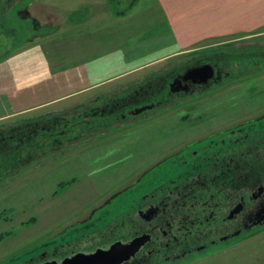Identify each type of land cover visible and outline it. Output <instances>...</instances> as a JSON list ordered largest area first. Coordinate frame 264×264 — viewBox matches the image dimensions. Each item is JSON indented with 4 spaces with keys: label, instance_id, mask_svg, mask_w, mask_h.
Instances as JSON below:
<instances>
[{
    "label": "rangeland",
    "instance_id": "obj_1",
    "mask_svg": "<svg viewBox=\"0 0 264 264\" xmlns=\"http://www.w3.org/2000/svg\"><path fill=\"white\" fill-rule=\"evenodd\" d=\"M132 1L0 0L1 137L23 125H37L41 132L43 125L61 128L60 121L69 122V130L76 131L71 137L67 129L58 130L65 136L57 143L54 138L46 145L39 138L41 142L19 147L22 161L18 163L0 154V264L51 261L65 241L95 231L108 233L110 220L120 226L130 215L137 188L167 155L177 154L181 145L202 140L205 134L215 136L229 125L264 113V26L212 38L130 75L59 96L79 87L68 84L71 79L82 72L90 74L96 64H106L112 47L130 46V30L136 44L146 32L155 33L153 27L159 22L151 14L157 10L155 0H136L133 13H116ZM226 55L251 57L259 63L249 67V75L237 76L227 85L168 101L160 99L161 93L148 101L157 104L153 108L129 113L143 105V100L137 105L136 97L158 94L165 79L168 92L173 77L187 66ZM89 58L91 64L80 65ZM44 96L56 97L40 104ZM247 104L251 110L263 107L246 116L235 113ZM112 114L117 116L110 121ZM74 117L84 122L77 124ZM28 148L33 153L25 152ZM105 212L106 222L86 226ZM119 229L115 232L129 230ZM208 252L180 264H264V228Z\"/></svg>",
    "mask_w": 264,
    "mask_h": 264
},
{
    "label": "flooded vegetation",
    "instance_id": "obj_2",
    "mask_svg": "<svg viewBox=\"0 0 264 264\" xmlns=\"http://www.w3.org/2000/svg\"><path fill=\"white\" fill-rule=\"evenodd\" d=\"M207 63L214 67L215 73L206 83L188 80L183 82L185 89L173 93L171 89L167 92L170 85L167 86L165 79L161 92L169 100L177 95L180 98L200 95L232 83L237 76L249 75L252 69L249 67L259 62H252L251 57L226 55L197 61L194 66ZM187 67L173 78H180ZM135 99L137 104L145 100ZM256 107L261 111L263 106ZM258 109L251 110L247 104L235 113L246 116ZM226 128L215 136L206 138L205 134L202 140L197 138L183 144L180 152L161 160V165L150 171L142 187L137 188L138 196L130 204V215L120 226L110 220L108 233L95 231L83 239L65 241L55 249L51 260L62 261L78 252L91 253L108 249L118 241L129 243L141 239L139 249L118 264H180L262 230L264 113ZM107 215L105 212L93 222L89 220L86 226L92 228L90 225L106 222ZM119 228H128V233H117Z\"/></svg>",
    "mask_w": 264,
    "mask_h": 264
},
{
    "label": "crops",
    "instance_id": "obj_3",
    "mask_svg": "<svg viewBox=\"0 0 264 264\" xmlns=\"http://www.w3.org/2000/svg\"><path fill=\"white\" fill-rule=\"evenodd\" d=\"M155 1L153 9L157 10L151 11L159 20L153 27L155 33L149 35L146 32L136 44L130 30V46L122 49L112 47L106 54V64H96L95 70L90 74L82 72L77 78L71 79L68 84H78L79 87L66 89L59 96L81 92L101 82L130 75L159 62L167 55L198 47L212 38L255 31L264 26V0ZM137 7L136 4L130 9V14ZM92 62L93 58H89L80 65H89ZM32 97L41 96L32 94ZM44 97L47 98L39 100L40 104L53 100L56 96Z\"/></svg>",
    "mask_w": 264,
    "mask_h": 264
},
{
    "label": "water",
    "instance_id": "obj_4",
    "mask_svg": "<svg viewBox=\"0 0 264 264\" xmlns=\"http://www.w3.org/2000/svg\"><path fill=\"white\" fill-rule=\"evenodd\" d=\"M215 70L211 64H203L189 67L181 77L175 79L171 84V91H180L184 86L183 82L192 80L193 82L206 83L214 76ZM185 89V87L183 88ZM188 89V88H187ZM156 103L147 104L141 107H136L130 111V114H140L146 110L153 108ZM141 239H135L129 243L121 241L115 242L108 249H97L94 252H78L72 256H68L62 261L51 260L42 264H118L134 254L141 246Z\"/></svg>",
    "mask_w": 264,
    "mask_h": 264
},
{
    "label": "trees",
    "instance_id": "obj_5",
    "mask_svg": "<svg viewBox=\"0 0 264 264\" xmlns=\"http://www.w3.org/2000/svg\"><path fill=\"white\" fill-rule=\"evenodd\" d=\"M136 3H137L136 0H133L131 3L129 2L127 4V6H126V8H124V10L117 9L116 13L118 15H125L130 9H132L135 6ZM115 4L117 6V3H115ZM118 4H120V3H118ZM120 5H122V3ZM146 91H148V90H146ZM144 93H146V92L144 91V92H141L139 94H144ZM161 93H162V97H160V99L163 100V101L164 100L168 101V96L165 97L164 96L165 93L162 91V92H159L158 94L151 93V95H147L146 97H143V99H145V101H143V104H144V102H146V104H147L148 101L152 100L151 99L152 97H158L159 94H161ZM152 94H154V95H152ZM116 105H121L122 106L123 104H116ZM143 113H141V114H143ZM115 116H117V114L116 115L112 114L111 118L108 117V120L111 121L112 119H115ZM74 119H75V123H77V124H80V123L84 122V120L83 119L82 120L79 119V117H74ZM65 122H62V121L59 122L60 123L59 125H61V123H63L61 125V128H59L60 126L59 127L54 126V127H51V128H47V126L43 125L41 127L43 129L42 132L40 131L41 129H39V127L37 125H34V127H31V126H28V125H25V126L23 125V126H20L18 128H15V129H18L17 132H14L13 131L14 129H11V131L13 133H11L10 135H6L5 137H1V136H3V134L0 133V154L3 155V156H7V158L10 157V158H8L9 160L12 159L16 163H18V162L22 161V159L19 158V153L22 152L21 149L25 148V145L29 147L30 145H32V143L34 141L36 143L38 141L39 142L43 141L46 145H49L51 143V139L54 140V138H56L58 140V139L61 138V136L62 137L65 136V135H61L60 134V132L58 131L60 129H63L64 132L67 129L69 131V132L66 131V133L68 135L70 134L71 137L75 136L76 131H75V133H73L74 131L73 132L70 131L69 130V126H68L69 122L64 124ZM39 138L41 139V141H40ZM23 142H26V144H23ZM54 145H56V144H54ZM19 147L21 149H19ZM17 148H18V150H17ZM15 150H17V152ZM25 152L33 153V150L28 148V149H26ZM14 161H13V163H14ZM4 165H6V163L3 164V167H4Z\"/></svg>",
    "mask_w": 264,
    "mask_h": 264
}]
</instances>
